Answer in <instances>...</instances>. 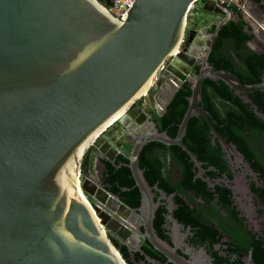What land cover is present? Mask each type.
I'll return each mask as SVG.
<instances>
[{
    "label": "water",
    "instance_id": "water-1",
    "mask_svg": "<svg viewBox=\"0 0 264 264\" xmlns=\"http://www.w3.org/2000/svg\"><path fill=\"white\" fill-rule=\"evenodd\" d=\"M196 1L132 0L117 20L107 0H0V264H125L107 237L118 224L141 227L142 238L169 262L189 264L153 233L151 188L137 166L142 146L156 142L187 151L181 139L198 116L214 134L199 107L204 80L223 83L264 121L248 98L264 91V73L258 83L242 84L207 61L220 27L242 18L221 0L203 2L202 13L219 17L204 47L194 24L186 30ZM249 4L264 16L263 0ZM242 31L248 34V27ZM167 60L168 71L188 83L189 95L173 138L150 123L126 157L140 197L136 224L80 163L91 144L107 158L97 137L118 116L137 123L135 101L156 85ZM194 60L199 70L189 75Z\"/></svg>",
    "mask_w": 264,
    "mask_h": 264
},
{
    "label": "flooded vegetation",
    "instance_id": "flooded-vegetation-1",
    "mask_svg": "<svg viewBox=\"0 0 264 264\" xmlns=\"http://www.w3.org/2000/svg\"><path fill=\"white\" fill-rule=\"evenodd\" d=\"M105 1L98 0L102 4ZM238 1L239 6L234 3L227 6L242 18V21L234 24L246 25V35L253 40L248 42V39L238 48L231 38L226 35L220 37V29L231 23L227 22L212 38L207 61L213 54L224 60H219L221 64L228 62L231 67L244 72L248 70L245 59L253 55H264V44L254 39L255 35H249L252 32L250 24L242 15L246 11L253 20L254 10L259 9L254 4L250 5L249 0ZM243 5L247 10H243ZM201 6L202 4L198 8ZM191 14L192 17L186 19V30L194 24L200 31L195 35L204 40L206 47L219 17L202 13L200 9ZM183 48L182 41L179 50ZM200 51L202 53L203 50ZM195 61L189 67V75L197 74L199 70ZM168 64L169 60L159 69L156 85L135 101L139 108L137 123L123 113L97 137L107 158L97 155L93 144L85 152L89 157L88 166L92 169L90 173L93 179L104 192L114 195L123 204L128 215L136 219V224L140 222L136 213L140 203L139 193L134 186H120L114 180V175L125 167L130 148L139 137L148 132L150 123L154 124L158 132H165L163 124L168 112L176 104L178 91L183 86H188L185 79L179 81L168 71ZM210 64L213 65L214 62L211 61ZM207 90V96L223 122L228 113L225 103L211 87H207ZM186 98L187 96L185 102ZM199 107L205 111L214 134H211L201 116L194 117L205 124L208 130L205 136H199L200 141L192 143L187 140V145L183 142L184 133L181 143L190 154L177 146H164L156 142L144 144L138 154L137 166L151 188L155 205L153 233L189 264H264L263 131L248 133L245 131L246 126L232 118L235 133L242 141H229L220 133L223 126L204 109L202 98ZM232 112L238 114L236 108ZM220 141L224 142L223 146ZM143 159L158 163L156 173L143 163ZM82 194L85 198V194ZM88 204L89 207L92 206L89 202ZM132 228L130 230L125 225L118 224L115 226L117 233L107 232L110 243L120 257L123 255L128 264H173L158 253L146 238H142L141 227Z\"/></svg>",
    "mask_w": 264,
    "mask_h": 264
},
{
    "label": "trees",
    "instance_id": "trees-1",
    "mask_svg": "<svg viewBox=\"0 0 264 264\" xmlns=\"http://www.w3.org/2000/svg\"><path fill=\"white\" fill-rule=\"evenodd\" d=\"M258 2L259 0H253ZM263 7H264V0H263ZM243 25L241 23L234 24L229 23L228 25L223 26L219 31V36L226 35L227 37L234 40L235 45L238 48L242 46L244 42H246L249 38L246 34L242 31ZM221 58H216L213 54L210 56L208 62H214L212 65L216 69L229 71L233 73L242 84H255L259 82L261 75L264 72V55L259 56H251L250 58L245 59V64L248 70L241 72L234 67H231L228 62H224L221 64L220 61H224ZM220 60V61H219ZM227 60V59H226ZM207 87H211L212 90L218 97L221 99L223 103H225L224 107H226L228 113L225 115V120L223 122L220 120L221 117L217 116L213 105L211 104L209 97L207 96ZM189 95L188 86L185 85L181 89H179L177 94V101L168 112L166 120L163 124V130L169 137H174L177 126L180 123L182 115L186 109V102L185 97ZM201 98L204 103V109H206L215 119L218 124H221L223 127L221 129V135L225 136L227 140L235 142V141H242V139L237 136L235 133V128L233 126L234 122L232 118L240 121L243 126H246V132L254 133L257 131H263V139H264V122L258 118H256L248 109L247 105L241 103L236 96L233 95L232 91H230L223 83L221 82H211L208 80H204L201 84ZM248 98L257 108V110L264 114V92H253L248 94ZM234 99V103H233ZM232 101V102H231ZM233 103V104H232ZM207 107V108H206ZM233 108L237 110L238 114H233ZM223 123V124H222ZM227 123V125H225ZM215 129L216 126H214ZM207 127L205 124L200 122L199 120L195 119L194 117L191 118L186 125L185 129V136L183 142L187 145V140L192 143H196L200 141L199 136H205L207 133ZM224 130V131H223ZM239 137V138H238ZM241 145V143H238ZM89 157L87 154H84L80 163V169L83 170L88 167ZM143 163L150 168L153 173H156L158 163L155 161H148L147 159H143ZM114 180L118 182L120 186L126 187H133V181L130 177V173L126 167H123L116 175H114ZM135 195L137 198V193L135 190ZM121 258L127 262L126 258L121 255ZM128 264V262L126 263Z\"/></svg>",
    "mask_w": 264,
    "mask_h": 264
},
{
    "label": "built area",
    "instance_id": "built-area-1",
    "mask_svg": "<svg viewBox=\"0 0 264 264\" xmlns=\"http://www.w3.org/2000/svg\"><path fill=\"white\" fill-rule=\"evenodd\" d=\"M109 5L105 6L107 12L115 19L120 20V18L123 16L127 8L129 7L132 0H107ZM210 1V0H197L194 4H192L189 7V11L187 13L186 19H190L192 17L191 12L194 9V6L196 3L202 4L203 2ZM224 2V4L228 5L229 3H234L233 0H221ZM235 4V3H234ZM81 195L83 196L82 192L78 190ZM84 197V196H83ZM85 199V198H84ZM85 203L89 206L88 202L85 199ZM98 221V220H97ZM101 228V227H100Z\"/></svg>",
    "mask_w": 264,
    "mask_h": 264
},
{
    "label": "rangeland",
    "instance_id": "rangeland-1",
    "mask_svg": "<svg viewBox=\"0 0 264 264\" xmlns=\"http://www.w3.org/2000/svg\"><path fill=\"white\" fill-rule=\"evenodd\" d=\"M233 1L235 5L237 6L240 5L238 0H233ZM199 6H200V3H197L194 6V10L196 11L197 9H200L198 8ZM243 10H247V7H245L244 5H243ZM254 12L255 13L253 16V20H251V18L248 16V12L246 11H243L242 15L244 16L245 20L250 24L249 26L251 27V31L255 34V37L257 38V40L261 41L262 44H264V16L259 11L254 10Z\"/></svg>",
    "mask_w": 264,
    "mask_h": 264
},
{
    "label": "bare ground",
    "instance_id": "bare-ground-1",
    "mask_svg": "<svg viewBox=\"0 0 264 264\" xmlns=\"http://www.w3.org/2000/svg\"><path fill=\"white\" fill-rule=\"evenodd\" d=\"M80 198L85 202L84 197L81 195V193L78 191Z\"/></svg>",
    "mask_w": 264,
    "mask_h": 264
}]
</instances>
